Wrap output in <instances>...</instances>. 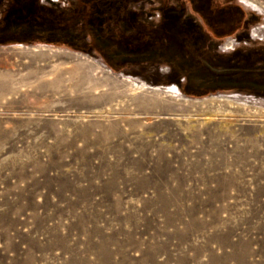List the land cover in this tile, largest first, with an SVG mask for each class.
<instances>
[{"label":"rangeland","instance_id":"obj_1","mask_svg":"<svg viewBox=\"0 0 264 264\" xmlns=\"http://www.w3.org/2000/svg\"><path fill=\"white\" fill-rule=\"evenodd\" d=\"M68 1L4 17L0 264H264V0H169L175 38L128 0L101 39Z\"/></svg>","mask_w":264,"mask_h":264},{"label":"flooded vegetation","instance_id":"obj_2","mask_svg":"<svg viewBox=\"0 0 264 264\" xmlns=\"http://www.w3.org/2000/svg\"><path fill=\"white\" fill-rule=\"evenodd\" d=\"M161 1H164L166 6L169 7V8H165V9L163 8L162 14L158 10V7L162 6ZM39 2H40V0H23V2H22L23 5L18 6V0H9V3L7 4V9L3 10V13L1 16L2 20L0 21V31H1L0 33H3V34L5 32L9 33V31H8L9 28H7V30H6V24H5V20H4V17L7 15L8 12H10L12 10V13L14 15H17V17L18 16H21V17L25 16L26 17L27 16V8L29 9V8L35 7V6L38 7ZM128 2H129L128 0H69L66 7H67L69 17L74 18L75 15L76 16L78 15V17L82 18V21H81L82 27H83L84 31L88 33V35H90L92 38H95V39H101V36L98 33V26L103 25L104 28H106L108 30L109 36L112 33H114V31H116V30L113 31V24L115 26L116 22L118 24L120 23L117 21V17L119 15H121V17H123V16L126 17L128 15V10H129L128 9ZM189 2H190V0H189ZM160 3H161V5L159 6ZM154 6H155L157 14H158L157 18H158V22H159L158 23L159 29H161L163 31H164V29H167L168 31L171 32V34H173L174 38H175V36L179 37L181 34L180 23L182 21V17L176 13V11H175L176 6L171 4L169 2V0H158V3L155 4ZM103 7L104 8L106 7L105 11L108 12L106 14V17L108 16V18H106V19H108L109 21L108 22L106 21V23H103L101 21H98L95 23V20H96V19H94L95 15L98 14V12H101V10H104ZM210 9H209L208 13H205V14L200 13V18H201V16L203 18H205L207 20V22L210 23L209 26H211L213 28L214 32H210L206 28H205V30H207L212 36L219 38L222 35V33H225L227 30H226L225 25L224 26L219 25L218 22L214 19V17L210 16L211 15ZM192 10H194V9H192ZM45 12H47V11L45 10ZM17 17H15V18H17ZM234 19H236L237 21L240 20L239 17H235ZM234 19H232V21ZM16 21L17 20H15V23H16ZM92 21H93V25L91 24ZM239 24H240V22H239ZM14 26H16V25H14ZM121 34H123V33H121ZM105 38L107 39L108 36Z\"/></svg>","mask_w":264,"mask_h":264},{"label":"built area","instance_id":"obj_3","mask_svg":"<svg viewBox=\"0 0 264 264\" xmlns=\"http://www.w3.org/2000/svg\"><path fill=\"white\" fill-rule=\"evenodd\" d=\"M258 34L257 33H255V36H257Z\"/></svg>","mask_w":264,"mask_h":264},{"label":"bare ground","instance_id":"obj_4","mask_svg":"<svg viewBox=\"0 0 264 264\" xmlns=\"http://www.w3.org/2000/svg\"><path fill=\"white\" fill-rule=\"evenodd\" d=\"M76 70V69H75ZM50 83V82H49Z\"/></svg>","mask_w":264,"mask_h":264}]
</instances>
